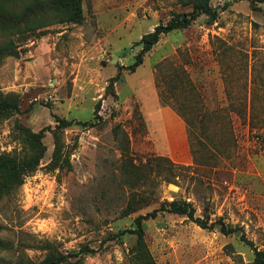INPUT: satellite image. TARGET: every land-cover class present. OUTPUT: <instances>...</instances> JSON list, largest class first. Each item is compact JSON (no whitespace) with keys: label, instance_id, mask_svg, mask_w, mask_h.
Instances as JSON below:
<instances>
[{"label":"rangeland","instance_id":"374dc122","mask_svg":"<svg viewBox=\"0 0 264 264\" xmlns=\"http://www.w3.org/2000/svg\"><path fill=\"white\" fill-rule=\"evenodd\" d=\"M176 1L83 0L79 22L0 29V44L20 51L0 58V98L16 97L21 108L0 120V154H32L16 121L44 129L46 148L38 168L0 199V264L39 262L49 245L94 249L61 264H133L136 235L122 231L174 199L237 231L159 213L145 222L155 264H253L241 235L264 250V119L251 129L232 111L255 89L264 113V3L213 0L217 21L202 15L164 34L132 71L136 42L184 10ZM118 73L113 95L107 87ZM57 117L73 122L60 127ZM125 158L154 170L140 168L147 177L132 187ZM135 192L147 203L122 216Z\"/></svg>","mask_w":264,"mask_h":264},{"label":"trees","instance_id":"16d2710c","mask_svg":"<svg viewBox=\"0 0 264 264\" xmlns=\"http://www.w3.org/2000/svg\"><path fill=\"white\" fill-rule=\"evenodd\" d=\"M246 1L255 8H257L258 4L264 3V0ZM82 2L83 0H0V29L13 26L19 28L20 24H23V30L30 32L36 28L48 26L54 21L60 23L79 22L84 17ZM176 4L184 8V10L173 11V16L167 23L158 24L153 31L144 34L136 42V44H142V49L137 55L135 62L130 66L132 71H135L143 63L144 55L159 42L164 34L186 29L191 26L194 20L202 15L208 16V21L211 23L217 21L219 11L213 6V0H177ZM18 8H22V11L19 12ZM50 18H53V20L49 21ZM5 56H20V51L13 41L0 44V58ZM119 80L120 73L110 79L107 90L113 95H116L115 84ZM259 96L255 89H253L250 101L246 95V105L240 108L233 107L232 110L251 129L256 128L258 126L257 123L261 122L259 119L261 115H263L264 119V113H260L255 105L256 101L259 100L258 98H260ZM100 109L101 102L99 101L96 104L95 117H98ZM20 110L18 98L13 96L0 98V120L18 114ZM57 121L60 127H67L73 122L61 117H57ZM14 131L19 139L31 147L32 154L25 158L12 153L0 154V199L5 195L11 194L16 187L24 183L26 176L38 168L46 150L43 142V138L45 137L44 129L36 132L20 121H16ZM125 159L121 170L125 180L132 187L139 185L147 177L146 172L140 168L146 169V167H149L151 172L154 170L151 163H148V165L144 163L137 165L131 158ZM159 159L166 160L170 164V167L174 164L170 159ZM166 181L169 183L173 182L171 177H166ZM143 203H147L146 197L138 198L137 192L133 193L125 209L122 211V216L136 212L139 205ZM162 212L185 215L205 229H213L219 225L220 231L224 234H231L237 231L236 228L229 227L221 219L217 222L209 223L207 219L197 216L196 208L191 202L183 199L165 201L152 211L146 214H139L135 218V226L122 231V233L129 232L136 235V244L131 251L133 264H155L145 239V222L151 218H156ZM241 239L252 246L254 250L253 264H264V250L255 247L253 242L248 240L245 235H241ZM48 248L50 252L43 260L39 262H19L16 264H61L68 261L69 258L77 257L78 254L83 252L94 251V249L88 246L83 247L78 252L68 253L57 252L53 245H49Z\"/></svg>","mask_w":264,"mask_h":264}]
</instances>
